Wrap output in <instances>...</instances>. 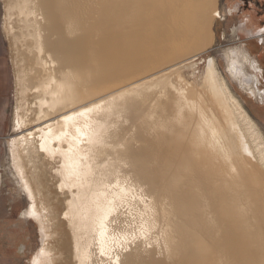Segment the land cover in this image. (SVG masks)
Instances as JSON below:
<instances>
[{"label":"bare ground","instance_id":"6f19581e","mask_svg":"<svg viewBox=\"0 0 264 264\" xmlns=\"http://www.w3.org/2000/svg\"><path fill=\"white\" fill-rule=\"evenodd\" d=\"M75 1L83 0H5L11 32L14 19L20 18L19 33L17 29L12 32V41L14 46L20 41L24 48L21 60L27 65L29 84L35 81L44 93L49 88L45 94H49L51 112L32 128L53 124L59 118L55 129L63 134L65 145L56 156L51 132H42L37 141L22 136L15 144L18 148L13 145L14 174L27 180L35 199L23 215L38 222L44 234L33 264H53L48 253V228L59 214L64 232L69 234L66 246L76 264H108L106 260L134 264L130 258L124 263L120 248L112 252L107 241L114 232L123 235L124 209L139 212L145 238L160 229L159 199L170 205L167 232H172V211L181 213L180 224L174 227L176 244H182L177 264H264V135L224 77L217 81L215 60L210 59L201 91L189 89L179 74L182 68L194 67L190 59L195 55L179 61L181 65L173 63L185 46L177 42L181 36H189L188 48L195 51L211 44L210 20L204 17H210L211 11L218 16L215 0H116L114 5L104 4L103 18L97 15V19L84 13L75 17L74 10L79 8ZM93 30L97 32L94 42L90 36ZM224 53L228 74L258 96L253 76L247 71L257 68L250 52L230 46ZM135 57L142 68L150 66L145 74L173 64L163 67L161 72L167 71L161 78L153 77L160 72L147 77L142 73V78L135 76L132 82L124 79L108 94L81 96L84 94L77 83L80 72L84 70L89 79L94 65H99L101 73L105 68L119 70ZM135 68L132 71H137ZM97 74L99 77L100 71ZM202 93H206V100ZM155 97L169 98L160 118L149 116L146 124L134 125L130 120L134 112L142 114L141 106ZM132 100L138 102L129 104ZM95 103L101 104L100 115L105 119L95 126L94 120L87 119L91 127L84 133L81 126L76 128L75 121L81 115L77 112ZM72 113L77 115L66 116ZM62 115L67 118L61 119ZM53 185L59 188L57 203L60 201L63 211L51 205L56 199L50 196L48 186ZM245 195L259 208L262 219L253 210L254 204L244 201ZM46 223L51 225L45 228ZM131 240L129 237L120 246H141L135 242L139 239ZM168 241L167 235L164 245Z\"/></svg>","mask_w":264,"mask_h":264},{"label":"rangeland","instance_id":"374dc122","mask_svg":"<svg viewBox=\"0 0 264 264\" xmlns=\"http://www.w3.org/2000/svg\"><path fill=\"white\" fill-rule=\"evenodd\" d=\"M115 1L116 0H90V1L83 0L82 3L80 1H78L79 3L75 1L76 3L75 7L76 8L79 7V8L74 10V15L75 17H78L84 13L85 14L84 16H90L91 18L94 19H97V15H101V18H103L102 10L103 8H105L104 4L111 6L112 4L114 5ZM215 2H216L215 5L217 4L216 8L218 10V16L217 17L213 16L214 12L211 11L209 7L208 10L211 11L210 17H208V15L204 17L210 20L211 29L208 34H210V37L212 39L211 44H209L207 48L204 47V49L202 48L195 51L191 47L188 48L189 45L187 44L188 43L187 39H189V36H186V38L181 36L179 39H177V42L185 46H182L183 48L180 49L179 52H177V54L181 56H179V58H176V61L173 63L183 61L184 59H187L190 56L195 55V57L190 59V60L193 59L192 62H194L193 63L194 67L192 68L190 67L188 69L182 68V70L183 69L184 70L179 71V74L180 72L183 74L182 76L186 80V83H188L187 87L189 89L190 88L193 89V87H195V89L199 88V90L201 91L200 88L205 86L204 73L206 69L210 68L209 67L210 59L215 60V62L213 63V68H214L213 72L217 81L220 82L221 77L222 76L224 77L232 94L237 97V99L240 101L244 109L248 111V113L251 115V117L253 118V120L258 125V127L260 128L261 132L264 135V0H215ZM100 3L102 5H100ZM7 12H8L7 3L5 2V0H0V108L4 118L1 134H0V264H33L34 256L41 249L43 232L38 222H36L34 219H31L23 215L24 211L28 210L29 207L31 206V201L33 200L35 202V199L32 195V189H30V187L27 185V180L22 176L21 177L18 176L17 178L16 175L14 174V166H12L13 164L11 161L12 155L15 150V147L18 148V146L15 144H17L16 142L20 140V137L22 136H24L25 138L31 137L32 139L34 138L35 141H37L38 139L40 140L42 136L41 134L42 132L44 133L46 132V134L47 132L48 133L51 132V134H54L53 139L55 141L54 145L56 150L54 151V154L56 156L59 155L64 150L65 145H64V141H62L63 134L58 129H57L58 132L55 129L56 123L60 120L59 118H57L53 124L49 123L48 125L38 127V129H36V127L32 128V125H34L36 121H41L44 116L46 118L47 117L46 115L49 112H51L49 111L51 108H48L50 107L48 102L49 94H45L46 92L48 93L47 90L49 88L45 86L46 90L44 93V89H41L39 87L40 84H37L33 80L32 83L29 84L30 79L29 76L27 77L26 74L28 68L27 65L21 60L23 52H25L24 48L22 49L21 47L22 44L20 43V41L17 42L16 46H14V42L12 41L14 31L17 29L15 32L16 34L19 33L18 28L21 25L20 18L14 19L15 29L14 31H12L13 32L12 33L10 31L11 29L9 25L10 20ZM94 12H95V17H94ZM204 18H201L202 22L204 21ZM202 22L198 20L199 25H201ZM96 33L97 32L93 30L90 34V36L93 37L92 42L96 41L97 38V35H95ZM205 34L206 33H204V36ZM230 46L232 48L234 46L238 48H242L246 52H250L251 59L255 62V66H257V68L256 70L255 69L253 70L252 68H248L249 70L247 71H249V73L253 76L252 83L257 88L258 96L253 95L250 89L245 88L240 83V81L233 79L228 74L224 51L228 47L230 48ZM19 47L22 50L21 53L18 52ZM138 62H139L138 58L135 57L133 58V60L129 59L123 65H121V67H119L121 70L120 69L118 70L117 67L111 69L109 68L110 70L108 68H105V70L102 71L104 74L101 73V70H99L100 71L99 77L101 78L103 76V79L102 78L98 79L99 77H97L98 76L97 73H99V71H97V68L99 66L98 64L94 65L95 70L92 72H94L95 74L93 73L92 76L90 75L89 79H87L86 74L82 69L83 72L79 71L80 74L78 76L79 78L77 79L78 87H80L79 92H82L84 94L81 96L83 97L89 96L91 98V96L98 97L108 94L109 92L113 91L114 88H119V86H121L124 83L123 82L124 79L127 80L128 82H132L135 79L134 78L135 76L136 79H138L160 72L154 75L153 77L159 76V78H161L162 73H165L167 71L164 70L161 72V70L164 69L167 65L173 64V63L164 64L161 67L151 70L150 72H147V74H145V72L147 71V69L150 68V66H146L145 68H142L141 66L142 63L140 64L139 62L138 64ZM187 62L190 61H186L184 63ZM129 63H131V65ZM180 63L183 64L182 62H179V64ZM137 64L141 66L140 67L141 69L139 68V66H137ZM133 67H138V69L135 68L137 69V71L133 70L136 71L134 73L132 71ZM112 71H114L113 74ZM130 72H132L133 74L131 75ZM142 73H144L145 75L140 77V74ZM105 74L106 76H104ZM176 74H178V72ZM93 75L94 76L97 75L96 76L97 80L95 77L93 78ZM21 78L23 79V82ZM115 84L117 85L113 86ZM30 86L31 88H33L34 86L35 89L34 88L31 89ZM27 90L28 92L26 93ZM205 94L202 93V97L205 98L206 100L207 98ZM25 97H27L29 100ZM169 98L166 97V99L165 98L157 99L155 97L154 99L148 100L146 102L144 101L145 103L141 106L140 109L141 111L144 112H142V114L140 115L137 113L138 114L137 115L135 111L134 115L130 118V120H134L133 124L135 125L142 123L146 124L147 121H149L148 120L149 116L160 118V116L162 115V110L165 105V102L169 100ZM134 100H132V102H130L129 104L134 105L138 102L137 100L133 103ZM207 102L206 105L209 106V101ZM100 105L101 104L98 105L97 103H95L93 106L91 105L89 107H86V108H90V110L85 108L80 112H77V114L79 113L81 115H79V117H77L75 121L76 128L78 126L79 127L81 126L79 129L84 128L82 130L85 133L86 130L88 128L90 129L91 127V125L87 123L86 121L87 119H89L88 122L94 120L95 121L94 124L92 121V124L94 126L96 124L101 123L105 118H103L100 115L101 110L99 108L102 107ZM93 108L94 109L96 108L97 111L94 110ZM83 111L84 114L87 113L85 114V116L83 114ZM77 114L72 113L66 116L70 118ZM86 116L87 118H85ZM67 117H64V115H62L61 119ZM84 123L85 125H83ZM78 124H82V125H78ZM86 125H88V127H86ZM128 131L130 132V130ZM13 145L15 147H13ZM230 171L232 172L233 170L231 169ZM156 176L157 178L161 177V176L159 177V175ZM18 181H20V183L23 184V188L25 190H22L19 187L20 184L18 183ZM159 185L163 187L161 184ZM247 188L243 189L245 190V194H246V190L247 191L249 190ZM48 189L50 192V196L54 195V198L56 199V201L54 202L52 200L50 201L52 202L51 205H54L57 211L59 209L63 211V206L60 207L59 205L60 201L57 203V198L59 196V188L53 185L52 187L48 186ZM159 200L160 201H157V207H158L157 212L160 214V216H158L159 220L157 221H159L158 223L160 229H156L153 232L151 231V235L148 236L149 239H147L148 237L145 238L144 236H142L143 229L141 227V215L139 214V212L137 213V210L129 211V209L128 210L124 209L125 210L123 214L124 217L121 223V227L124 229V231H122L123 235L120 232H114V234L109 236V239L107 241V244L109 245L108 248H110L112 252H115L116 248H120L124 263L130 258L132 261H135L134 264H177V261L179 260L177 255L179 249H181L182 244H176L177 238L175 236L174 231L177 230L174 227L179 226L178 225L180 224L179 216L181 213L178 212L177 214L176 213L177 210L174 211L171 210L172 211L171 218L173 220L171 223L172 232L170 231V229H168L167 232V230H165V227L168 223V221L166 222L167 219L166 212L170 210L169 209L170 205L165 206L164 202L161 199ZM244 201L246 203H251L252 205L254 204L252 200L247 196L244 198ZM174 207H176V205H174L172 208L174 209ZM256 207H257L256 204H254L253 210L259 216L258 218L262 219L258 211L259 208L257 207L256 209ZM60 215L62 214H59L58 217L55 215L56 217L55 222L53 223L52 226H50L51 224H49L50 226L49 227L47 223L45 225V228L49 227L48 246L50 247V249L48 250V253H50V255L52 254L53 256L52 258L53 264H76L77 261L72 259V252L69 251L68 247L66 246L67 243H69V234L64 232V225L63 223H60V217H59ZM261 221H263V225H264V220ZM251 222L255 223L254 217H252ZM152 223H155V220H153ZM261 227H263L261 228V232L262 231L264 232V226ZM110 234H111V230H110ZM170 234H172L174 237H172ZM167 235L169 241L167 245H164L165 243L164 239L167 237ZM54 236H56L55 238L58 239V240L56 239L57 241L55 240ZM127 237L128 238L131 237L132 239L131 241L139 239V241H135V242L141 243V246L135 247L134 244H130L129 246H126V244H124L123 247L120 246V242L121 243L125 242L126 239H128ZM153 243L157 245H153ZM57 244L58 246H60V248H58ZM106 261L108 262V264H110L108 260ZM127 264L130 263L128 262Z\"/></svg>","mask_w":264,"mask_h":264},{"label":"crops","instance_id":"0c3cea01","mask_svg":"<svg viewBox=\"0 0 264 264\" xmlns=\"http://www.w3.org/2000/svg\"><path fill=\"white\" fill-rule=\"evenodd\" d=\"M3 121H4V118H3L2 111H1V108H0V134H1V129H2Z\"/></svg>","mask_w":264,"mask_h":264}]
</instances>
